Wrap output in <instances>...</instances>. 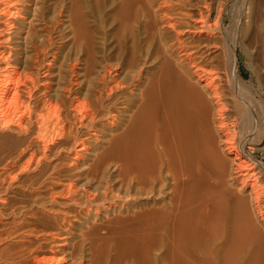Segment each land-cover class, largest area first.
<instances>
[{"label": "bare ground", "instance_id": "1", "mask_svg": "<svg viewBox=\"0 0 264 264\" xmlns=\"http://www.w3.org/2000/svg\"><path fill=\"white\" fill-rule=\"evenodd\" d=\"M246 3L234 42L236 0H0V264H264Z\"/></svg>", "mask_w": 264, "mask_h": 264}, {"label": "rangeland", "instance_id": "2", "mask_svg": "<svg viewBox=\"0 0 264 264\" xmlns=\"http://www.w3.org/2000/svg\"><path fill=\"white\" fill-rule=\"evenodd\" d=\"M247 1L248 0H236L235 7H236L237 13H235V11L233 12L231 10V8L229 7L228 10L227 11L225 10L224 13L222 14L223 17H222L221 25H222V27L224 26L223 31L225 32V33L224 32L223 33L227 36V38L232 37L234 42H240L242 40L243 33H245L249 28L248 10L246 9V7H247L246 2ZM233 16H234V18H233ZM229 17H230V19H229ZM48 58H50V57H48ZM238 67L242 70L241 75L243 77L244 76V69H245V63L243 60H240L238 62ZM9 214L10 213H6L4 215V218L11 220L12 214H10V216H9Z\"/></svg>", "mask_w": 264, "mask_h": 264}]
</instances>
